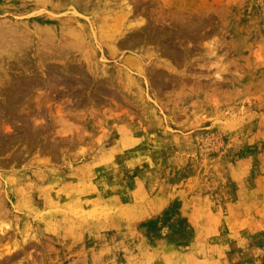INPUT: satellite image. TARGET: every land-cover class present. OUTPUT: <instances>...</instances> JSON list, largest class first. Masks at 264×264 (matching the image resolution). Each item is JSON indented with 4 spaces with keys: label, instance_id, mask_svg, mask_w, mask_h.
Wrapping results in <instances>:
<instances>
[{
    "label": "rangeland",
    "instance_id": "rangeland-1",
    "mask_svg": "<svg viewBox=\"0 0 264 264\" xmlns=\"http://www.w3.org/2000/svg\"><path fill=\"white\" fill-rule=\"evenodd\" d=\"M85 1L38 11L87 78L33 51L0 118V264H264V0Z\"/></svg>",
    "mask_w": 264,
    "mask_h": 264
},
{
    "label": "bare ground",
    "instance_id": "bare-ground-1",
    "mask_svg": "<svg viewBox=\"0 0 264 264\" xmlns=\"http://www.w3.org/2000/svg\"><path fill=\"white\" fill-rule=\"evenodd\" d=\"M44 1H46V2H43L42 0H0V2L2 4L3 3H9V5L16 4V6L20 10L24 11V13H27L25 18L19 19V18H15V17L11 16L9 18V20H7V18H5V16H3V10L6 11V8L1 10V13H0L1 14V17H0V68H1V71H3L2 66H5V64L9 65V64H11L10 62L14 61L16 63V66L20 70H22L21 74L26 75L28 73V76H29L28 77L29 80H27V81L22 79V78L14 79V78H17V77H14L12 81H9L7 83V82L2 80L1 71H0V83L5 82L4 84L8 85L5 88L0 87V94L7 96V99L4 102L0 103V118L8 117L7 115H9V116L11 115V118L12 117L13 118H19L17 120H21V117H23V116L21 114L16 113V111H20V110L17 109L14 111L13 108L14 107L16 108L22 104L20 99L22 97H27L26 95H27V92L29 91V89H31L35 86H41V84L43 83L42 80H39L37 78L38 75L34 71L31 70V68L33 67V65L31 64L33 62L32 58H31V56H32L31 54L33 51L35 52V55H36L35 59L38 60L41 64H48L49 61H51V60H57V61H60V60L64 61L65 60L64 62L66 64V69H67V71H66L67 73H65V78H67V79L71 78V83L73 82L72 78L75 76H80L81 78H83V79L77 78V79H81V80H84L85 77L87 78V74H85V72L83 70V65H82L83 63L77 67L72 66L70 64L71 52L73 51L72 50L73 48H71V47H72V45H74L73 42L71 41L72 37L69 40L68 39L64 40V41L62 40V42L60 43V46L55 47L52 44L54 39H55L54 37H56V35H55V30L53 28H51V26H49L50 24L48 25V23H52L53 17H48L47 15L44 16V14H41L40 11H38V10H46L47 11L48 9L53 8V6H55V4L52 2V0H44ZM73 1H75V3L78 4L79 6H81V8L84 9V11L88 10V3H86L85 0H73ZM58 5L61 6V4H58ZM33 11H38V12L33 13ZM67 15H69V14H67ZM77 17H78L77 15L73 16L74 19H76ZM87 19L89 20V18H87ZM88 22H90V21H88ZM38 23H45V24H43L42 27H37ZM55 23H57V22H55ZM19 27L21 30L15 29V28H19ZM35 27H37V28H35ZM80 29L77 30L75 28L74 29L71 28L66 33L71 35V32H72L71 36H74V37L79 36V38H81L83 35V33H81V32H83V31H80ZM144 29H146V28L145 27L143 28V31L145 32L146 30H144ZM136 32L137 31L135 29L133 31L134 35L131 37H127V39L121 41L119 43V45L122 47H124V46H134L135 47V46L139 45L142 42V36L140 33H136ZM53 33H54V35H52ZM148 34H150V33H148ZM35 35L38 37L37 42L35 41V39L33 40V37ZM22 36H23V39L21 38ZM57 36H59V39H64L60 35H57ZM33 42L37 45L36 49L34 48V44L32 45ZM92 53H93V51H92ZM115 53H116V55H118L117 52H115ZM10 58H12L14 60H11V61L8 60ZM123 58L128 63L132 64L134 62L133 58L131 56L124 55ZM139 61H141V60H139ZM2 63H5V64L3 65ZM10 67L12 68L13 66H10ZM91 67H92V65L89 64L90 69H91ZM49 68H50V71L54 74V73L58 72L60 66H59V68H57L55 66H49ZM44 71H45V69H44ZM64 72H65V69H64ZM107 72H108L107 67L104 66L103 69L101 70V73L99 72V73H96V75H95L96 79H98L102 82V85L100 84L101 86H103L105 83L108 84V86H109V83L112 81L111 76ZM58 74H59V72H58ZM62 75H64V74H62ZM99 75L102 78H100ZM47 77L49 78L48 74H47ZM3 78L5 79V77H3ZM52 81L47 80L46 86L47 85L52 86ZM26 84H27V86H26ZM114 86L115 85L112 83L110 85V88H114ZM114 93H116V92H114ZM9 109H11V110H9ZM40 112H42V109L39 108L38 113H40ZM64 120L67 121V118L65 116L62 119V121H64ZM67 126H69V125H67ZM3 147L6 148L5 142L2 140L1 135H0V151H5V149H3ZM17 157H18V154H17ZM176 263H177V259H176ZM183 263H185V262H183Z\"/></svg>",
    "mask_w": 264,
    "mask_h": 264
}]
</instances>
